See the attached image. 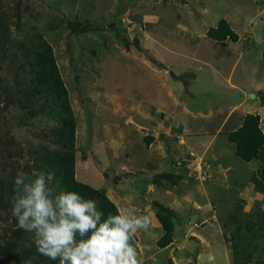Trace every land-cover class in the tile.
Returning <instances> with one entry per match:
<instances>
[{
    "label": "rangeland",
    "instance_id": "rangeland-1",
    "mask_svg": "<svg viewBox=\"0 0 264 264\" xmlns=\"http://www.w3.org/2000/svg\"><path fill=\"white\" fill-rule=\"evenodd\" d=\"M3 6L10 26L7 41L0 45V264H58L37 252L34 234L20 229L12 212L17 195V173H26V164L37 154L62 151L61 144L50 132L58 124L53 101L44 94H34L29 98L28 108L23 109L19 104L20 98L29 97L33 85L32 77L23 67L21 54L24 48L32 46L35 37L41 36L52 47L68 90L76 121V180V177L86 178L90 161L95 168L90 184L98 188L107 186L103 178L105 172L100 169L111 152L99 141L90 145L93 128L98 131L106 123L117 124V115L131 112L132 102L137 98L141 101L142 97L153 96L151 102L155 107H162L160 103L168 100L165 93L159 97L162 80L170 79L175 96L191 110L206 107L207 102L214 107L231 103L229 98L238 96V92L232 91L228 98L214 97L216 93L225 92L223 87L216 88L208 99L202 100L200 97L213 88H207L209 73L205 68L204 82L197 84L204 93L188 100L184 96L186 90L189 91L188 86H181L182 90L175 86L178 82L175 77L188 70V57L223 64L221 69L225 72H230L236 60L235 81L248 92L243 95L246 107H256L252 112L260 115L261 130H264V61L261 55L264 50V0H4ZM220 19L229 23L241 41L250 44L249 52L239 54L233 42L227 46L212 42L205 35ZM238 63L251 65L254 73L251 78H262L263 82L254 86L257 93L253 83H248L245 75H239L241 66ZM200 90L191 89L195 95ZM251 93L257 98L250 99ZM257 99L260 104L256 105ZM258 163L261 165L259 160ZM247 168L241 166L238 175L249 178ZM257 170L258 166L254 171ZM35 178L31 174L28 181ZM110 181L114 184L118 179ZM218 192L227 199L230 213L239 207L242 215L253 216L247 219L254 223V230L246 234L252 258L244 264H264L263 195L260 193L258 200L254 191ZM241 201L247 206H240ZM254 201L260 206L252 210ZM222 230L224 236L230 238L228 231ZM219 233L210 231L208 244H200L192 238L187 241L190 235L180 232L173 246L159 248L150 242L140 244L138 255L142 264H166L168 259L174 264H232L231 251L228 254L221 251L220 257L214 252L221 246Z\"/></svg>",
    "mask_w": 264,
    "mask_h": 264
},
{
    "label": "crops",
    "instance_id": "crops-1",
    "mask_svg": "<svg viewBox=\"0 0 264 264\" xmlns=\"http://www.w3.org/2000/svg\"><path fill=\"white\" fill-rule=\"evenodd\" d=\"M212 42L227 46L231 43V41ZM233 43L240 50L239 54L245 55L251 48L250 44L241 39ZM244 51L246 52L243 53ZM188 61L190 63L186 72L193 73L194 79L188 87L175 80L178 90H182L181 86L189 88L184 95L188 100L204 93L197 84L204 82L207 73L204 76L202 74L205 68L209 73L207 88L212 86L213 88L200 97L202 100L208 99L216 88L223 87L226 88L223 90L225 92L216 93L214 97L228 98L232 91L238 92V96L232 95L233 98H229L231 103L229 101L214 107L209 102H205L206 107L191 110L182 99L175 96L170 79L162 80L159 97L165 93L168 99L160 103L162 107H155L151 102L153 96H149L148 99L142 97L141 101L137 98L132 102L131 112L116 114L119 116L116 120L117 124L112 126L106 123L99 127L98 131L93 128L90 145L92 146L94 141H99L111 152V156L103 163L101 162L100 169L105 172L103 178L107 186L98 188L90 184L91 173H95V168L90 161L86 167L89 169V172H86V178H76L78 181L84 180L86 182L84 184L94 189L104 191L117 209L150 217L149 226L139 230L134 237L138 246L137 250L140 244L149 242L155 244L163 234L154 208V204L158 203L173 210L177 216L173 241L168 247L177 243L180 232L190 235L187 241L192 238L195 243L208 244L210 231L216 233L218 231L220 232L218 241L221 242V246H217L214 252L220 257L221 251L230 253L231 240L229 236L225 237L222 233V223L230 215L229 203L218 191H221V194L224 191H254L257 199L258 195L262 194L258 192L253 182V176L258 175L256 172L261 169L262 164L260 165L255 159L245 162L238 158L235 146L229 142L228 135L241 126L247 114H259L256 111L252 112V109L255 110L256 107H246L243 95L248 92L246 93L245 88L236 83L233 75L236 60L230 72L222 71L223 64L198 60L194 56L188 57ZM238 64L241 66L239 75H245L249 80L248 83H253V87L263 82L262 78H251L254 77L251 65ZM192 87L198 88L200 92L195 95L191 91ZM253 89L257 93L255 87ZM255 98H257L256 94ZM255 101L256 105L257 102L260 104L259 99ZM203 110L204 113H202ZM260 121H262L261 117ZM262 132L264 133L263 129ZM231 153H233L232 157H230ZM77 161L75 156L76 171ZM241 166L248 167L249 178L238 175L237 171L241 169ZM257 166L258 170L254 171ZM114 178L118 181L113 184L110 180ZM171 180L174 182L168 185L167 182ZM211 191L214 192L211 193ZM238 204L247 206L242 201ZM259 206L260 203L254 201L252 210ZM245 207L244 210H246ZM198 222H200L199 225L196 224ZM200 224L205 225L199 228ZM214 238L217 241L216 237ZM190 254L192 255V252Z\"/></svg>",
    "mask_w": 264,
    "mask_h": 264
},
{
    "label": "trees",
    "instance_id": "trees-1",
    "mask_svg": "<svg viewBox=\"0 0 264 264\" xmlns=\"http://www.w3.org/2000/svg\"><path fill=\"white\" fill-rule=\"evenodd\" d=\"M0 0V45L7 41L9 35L10 22L7 13ZM206 36L213 41L237 42L238 34L230 27L225 19H220L216 27H210ZM33 46V47H32ZM32 48H24L22 56L23 67L27 69V74L32 77V87L29 97L19 99L21 108L29 106V98L36 95H46L53 101L58 124L50 130L51 134L59 141L62 151H44L33 157L27 163L26 173L28 176L33 172H55V180L49 185L56 193L62 191H74L85 199H95L98 210L103 212V219L109 215H117V207L107 198L104 192L94 189L75 179V130L76 121L71 109L68 90L57 68L52 47L41 36L35 37L32 41ZM264 61V50L262 52ZM195 75L185 72L177 77L184 86H188ZM230 143L234 144L236 155L242 161L249 162L253 159L261 162L259 176L253 177L256 189L264 196V133L260 126V117L257 114H247L241 126L228 135ZM1 147V143H0ZM35 177V176H34ZM257 178V179H256ZM156 217L162 227L163 234L155 242L159 248L169 246L173 241L174 228L177 216L173 210L166 208L158 203L154 204ZM230 213L223 228L228 231L231 240L232 264H244L251 260V252L246 234L253 232V222L248 217L252 215L240 213V208ZM264 230V229H262ZM245 234V235H244ZM134 245L137 247L135 239ZM138 248V247H137ZM146 264V263H143ZM166 264H174L171 259Z\"/></svg>",
    "mask_w": 264,
    "mask_h": 264
},
{
    "label": "clouds",
    "instance_id": "clouds-1",
    "mask_svg": "<svg viewBox=\"0 0 264 264\" xmlns=\"http://www.w3.org/2000/svg\"><path fill=\"white\" fill-rule=\"evenodd\" d=\"M32 175L28 181L27 173H17L12 212L18 227L34 234L40 255L58 264H142L133 240L149 226V216L118 209L103 219L95 199L49 187L55 172Z\"/></svg>",
    "mask_w": 264,
    "mask_h": 264
},
{
    "label": "water",
    "instance_id": "water-1",
    "mask_svg": "<svg viewBox=\"0 0 264 264\" xmlns=\"http://www.w3.org/2000/svg\"><path fill=\"white\" fill-rule=\"evenodd\" d=\"M134 43H136V41H135ZM249 98H250V99L255 98V94L251 93L250 96H249Z\"/></svg>",
    "mask_w": 264,
    "mask_h": 264
}]
</instances>
